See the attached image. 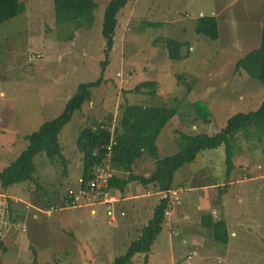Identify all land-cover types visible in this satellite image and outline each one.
Here are the masks:
<instances>
[{
	"label": "rangeland",
	"instance_id": "obj_1",
	"mask_svg": "<svg viewBox=\"0 0 264 264\" xmlns=\"http://www.w3.org/2000/svg\"><path fill=\"white\" fill-rule=\"evenodd\" d=\"M24 1V11L0 23V170L25 149L27 133L61 112L79 84L101 76L103 81L90 89L91 98L59 131L66 166L38 155V184L28 181L12 187L25 200L0 194V241L6 247H0V264H32L34 254L39 264H107L139 237L161 193L131 182L122 192L128 197L119 198L116 191L91 193L72 207L59 206L69 190L80 187V127L94 119L114 127L126 103L153 105L159 100L172 107L177 102L176 114L157 140L158 155L164 157L178 150L179 131L212 135L234 113L256 110L264 99V85L234 68L238 57L259 44L261 1L128 0L117 13L104 73L103 17L109 0H94L92 24L78 28L55 21L53 0ZM201 14H217V39L195 31ZM69 34L72 37L66 38ZM171 36L187 42L180 49L187 56L170 59L165 41ZM144 80L157 82L158 98L130 91ZM208 112L210 124L203 118ZM237 142L233 162L264 170L263 143L254 136ZM225 159L223 146L199 153L176 170L174 180L216 185L224 176ZM153 169L145 155L136 161L134 172L149 175ZM256 178L260 179L237 182L227 190L226 185L219 202L216 189L211 195L210 207L217 213L211 212L221 214L229 230L227 245L214 239L211 228L198 226L197 199L182 207L191 192L180 184L178 197L167 207L170 213L164 214V219L177 215L176 220L163 222L147 263L140 253L129 264H264V178ZM202 192L208 195L209 190L198 189ZM185 213H191L192 220Z\"/></svg>",
	"mask_w": 264,
	"mask_h": 264
},
{
	"label": "trees",
	"instance_id": "obj_2",
	"mask_svg": "<svg viewBox=\"0 0 264 264\" xmlns=\"http://www.w3.org/2000/svg\"><path fill=\"white\" fill-rule=\"evenodd\" d=\"M128 0H109L104 10L103 33L106 39L107 57L102 61L103 73L108 62V52L114 43V30L117 23V13ZM94 0H53L54 17L57 22H67L75 27L90 26L94 19ZM25 8L24 0H0V23L15 17ZM195 31L212 39L219 37V21L214 14L197 16ZM72 37V34L66 35ZM187 42L175 37H167L165 46L172 60H179L187 56L181 52V46ZM188 46L185 48V51ZM188 52V50H187ZM244 72L249 78L258 80L264 85V0H262L261 35L259 44L238 57L234 72ZM103 76L81 83L75 93L66 101L63 109L54 117L44 120L36 130L25 135L28 144L18 157L0 170V193L10 191L18 183L34 181L36 172L35 157L44 156L49 163H61L64 167L67 159L62 152L58 134L62 126L67 123L76 111H80L83 104L91 98L92 87L102 85ZM131 92L158 98L157 82L144 80L130 89ZM168 107L159 100L153 105L130 104L121 106L118 124L111 128L106 120H87L79 129L76 137V149L82 157L80 187L85 195L91 193H108L116 191L122 193L126 185L137 182L155 191L176 188L173 183L176 170L196 160L199 153L225 147V172L229 175L233 168V150L238 146L239 137L250 139L253 136L263 143L264 150V99L256 110L236 112L227 120L226 125L214 134L206 132L179 131L176 137L178 150L175 153L160 157L158 155L157 140L160 132L168 120L176 114L177 102ZM210 112L204 122L211 123ZM147 155L153 161L154 169L149 175L135 173L134 167L138 159ZM107 167L109 177L105 183L94 181V168ZM111 171V172H110ZM118 172H125V177ZM93 182V184H91ZM57 191H55L56 193ZM57 203V202H55ZM54 203V204H55ZM59 206L74 205L73 197L65 195L64 202ZM170 206L169 197H159L154 206L153 215L141 229V234L132 241L127 251L107 264H129L136 254L144 253L145 262L149 259L151 245L161 231L164 222V210ZM202 224L213 230L214 239L223 244L228 242V230L223 219H215L212 212L202 213ZM0 247L4 250L3 243ZM32 264H39L34 254Z\"/></svg>",
	"mask_w": 264,
	"mask_h": 264
},
{
	"label": "crops",
	"instance_id": "obj_3",
	"mask_svg": "<svg viewBox=\"0 0 264 264\" xmlns=\"http://www.w3.org/2000/svg\"><path fill=\"white\" fill-rule=\"evenodd\" d=\"M259 1H261L260 3H261V10H262V0H259ZM109 2V1H108ZM108 4V3H107ZM215 16L217 15V14H214ZM216 17H218V16H216ZM219 21V20H218ZM233 168L231 169V171H230V173H229V175L228 176H226L225 174H224V176H223V178H221V181L220 182H217L216 183V185L214 184V183H208V181H206V180H204V181H197V182H195L194 184H192V182H191V180L190 179H182V180H179L178 182L176 181L175 182V180L173 181V183H175V184H184V187L185 188H188V190H190V192H191V194L190 195H188L187 193H186V196L187 197H190V200H188V198H187V200L184 202V204H182V207L185 205H187V203L188 202H191V201H194V200H196L197 199V201H198V204H196L197 205V207H196V211H197V213H199V217L198 218H194L195 220L197 219V224H198V226L199 227H201V228H207V229H209L210 230V228L209 227H207L205 224H202V213L203 212H205V211H207V212H210V211H214V212H216L217 213V210L216 209H211V202H210V199H211V195L212 194H214V189H216V191H217V194H215L216 196H218L219 195V197H217L216 198V202H219V198L220 197H223L224 196V194H225V192L222 190V188H224L226 185H227V188H226V190L229 188V186L231 185V184H235V183H237V182H250V181H254V180H256V179H260V178H256L257 176H259V177H262V178H264V170H260V169H257V168H254V167H252V168H250V166H247V165H239V163L237 164H235L234 162H233ZM225 166V165H224ZM209 167V166H208ZM211 168V167H210ZM209 169V168H208ZM210 170V169H209ZM211 170H212V168H211ZM223 172H225V167H224V170L221 172V173H223ZM209 173L211 174V171H209ZM243 173V174H242ZM253 173H257V174H255V175H252ZM192 174V173H191ZM242 175H243V177H242ZM79 179V181L81 180L80 178H78ZM221 182H223V184H220ZM223 185V186H222ZM181 186V185H180ZM245 186V185H244ZM178 188H182V187H178ZM204 189V191L205 190H209V193H208V195H205V194H203L204 192H202L201 194L200 193H198V189ZM151 190H153L152 188H150ZM157 192V191H156ZM194 193H197V194H199V197H197V196H192ZM0 194H3L4 196H6V197H12V196H14L15 198H17V199H19L20 201L21 200H25L24 199V196H20V195H15L14 194V189L12 188V189H10V191H7V192H5V193H0ZM122 194H124V193H119L118 195H119V198H124L125 196L126 197H128L127 195H122ZM241 196V195H240ZM239 196V197H240ZM238 197V198H239ZM138 201H140V200H138ZM113 204V203H112ZM156 204V203H155ZM72 207V206H71ZM109 211V210H108ZM107 211V212H108ZM213 214L212 213V215H213V217L215 218V219H223L222 217H221V214L219 215V217H216V215L217 214ZM34 216H36L35 214L34 215H32V217H34ZM176 217H177V215H170L169 217H168V219H164V222H165V224L164 225H166V224H168V223H171L172 221H175L176 220ZM184 217L186 218V219H188V218H190L191 220H192V214L191 213H185V215H184ZM224 220V219H223ZM25 221H26V223H28L29 224V221H31L30 219H29V217L27 216L26 217V219H25ZM225 221V220H224ZM32 222V221H31ZM225 224H226V222H225ZM144 225V224H143ZM163 225V226H164ZM226 227H227V225H226ZM162 230V229H161ZM227 230H228V228H227ZM211 231V230H210ZM229 231V230H228ZM232 233H233V231H232ZM2 240V239H1ZM228 240H229V236H228ZM228 243V242H227ZM5 244V243H4ZM220 244H222L223 245V243H220ZM154 245V243H152V245L151 246H153ZM224 245H227V244H224ZM151 251H152V249H151Z\"/></svg>",
	"mask_w": 264,
	"mask_h": 264
},
{
	"label": "built area",
	"instance_id": "obj_4",
	"mask_svg": "<svg viewBox=\"0 0 264 264\" xmlns=\"http://www.w3.org/2000/svg\"><path fill=\"white\" fill-rule=\"evenodd\" d=\"M109 177V172L107 170V167H101V166H97L94 168V178H93V182L94 181H100L102 183H105L107 181V178ZM81 181V180H80ZM93 182H91V184H93ZM178 189L177 188H171L168 190H162L160 191L162 196H166L169 197L171 201H174V199H176L178 196ZM70 196L73 197L74 200V205L75 203L79 202L80 198L83 197L85 195L84 190L79 188L77 190V192H73L72 190H69L68 193ZM53 209V208H52ZM108 213H111V211L109 210ZM165 214H169L170 213V209H165ZM112 219H114L115 217L112 215L111 216ZM192 255H190L191 257Z\"/></svg>",
	"mask_w": 264,
	"mask_h": 264
},
{
	"label": "clouds",
	"instance_id": "obj_5",
	"mask_svg": "<svg viewBox=\"0 0 264 264\" xmlns=\"http://www.w3.org/2000/svg\"><path fill=\"white\" fill-rule=\"evenodd\" d=\"M171 189V188H170ZM178 190H180V188H177ZM168 190V189H167ZM162 191V190H161ZM158 193H160V191H157ZM161 197H166V196H162L161 195ZM170 205H171V200H170ZM165 209H167V208H165ZM170 210H171V208H170ZM164 212H165V210H164ZM165 214V213H164Z\"/></svg>",
	"mask_w": 264,
	"mask_h": 264
}]
</instances>
